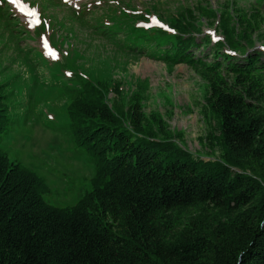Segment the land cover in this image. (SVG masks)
<instances>
[{"label":"trees","instance_id":"trees-1","mask_svg":"<svg viewBox=\"0 0 264 264\" xmlns=\"http://www.w3.org/2000/svg\"><path fill=\"white\" fill-rule=\"evenodd\" d=\"M64 1L33 0L54 8L73 31L76 25L108 29L117 20L86 17L89 9L68 11ZM171 1L156 0L147 9L166 23L150 29L158 49L150 56L170 66L190 64L208 79L205 108L217 121L220 133L212 141L221 154L204 159L180 145L161 113L145 112L142 87L117 104L108 95H122V81L110 83L108 71L98 80L82 77L67 113L76 145L95 164L92 189L72 206H55L43 197L44 179L0 148V264H264V69L260 54L248 52L262 28L256 6L262 0L250 13L233 0L224 10ZM13 17L15 9L0 0V54L19 49ZM137 18L147 19L142 14L132 22ZM208 18L223 34L216 42L202 34ZM243 40L252 45L246 49ZM2 99L0 145L8 120Z\"/></svg>","mask_w":264,"mask_h":264},{"label":"rangeland","instance_id":"rangeland-1","mask_svg":"<svg viewBox=\"0 0 264 264\" xmlns=\"http://www.w3.org/2000/svg\"><path fill=\"white\" fill-rule=\"evenodd\" d=\"M4 1L15 9L12 19L18 16L17 31L21 34L13 38V45L19 49L7 48L0 54V96L5 107L2 113L8 119L0 148L10 160L34 170L44 179L46 201L60 207L72 206L92 189L95 164L76 145L67 113L75 90L82 86V77L98 80L97 75L103 78L108 71L112 75L108 79L110 83L122 81L124 93L111 91L108 95L117 104L126 103L142 87L145 112L161 113L180 145L204 159L221 154L219 144L212 141V135L220 133L217 121L205 108L210 94L208 79L190 64L170 66L150 56L158 52L150 29L166 24L157 10H147L156 0H63L69 6L68 11L89 9L91 13L86 17L98 15L101 22L104 17L117 18L108 29L97 31L79 29L78 25L73 31L69 22H59L54 8L45 10L33 0ZM187 1L195 7L203 2L218 10L231 5L230 0ZM233 1V7L250 13L259 0ZM171 2L174 6L178 1ZM260 2L256 6L264 16V0ZM235 13L238 14L236 10ZM142 14L147 19L137 18L132 22L133 16ZM121 17L126 18L123 28L119 26ZM202 20V34L208 33L214 42L223 38L215 27L216 19ZM252 36L255 43L248 52L260 54V66L264 69V20L262 28ZM248 43L243 40V47L252 45ZM4 45L0 44V52ZM223 51L233 53L227 44ZM194 52L198 56L205 54L199 47ZM236 57L243 59L245 55L240 52ZM206 58L212 60L211 55ZM223 73L233 81L232 74L225 69Z\"/></svg>","mask_w":264,"mask_h":264},{"label":"snow or ice","instance_id":"snow-or-ice-1","mask_svg":"<svg viewBox=\"0 0 264 264\" xmlns=\"http://www.w3.org/2000/svg\"><path fill=\"white\" fill-rule=\"evenodd\" d=\"M45 46H47V44L45 43Z\"/></svg>","mask_w":264,"mask_h":264}]
</instances>
